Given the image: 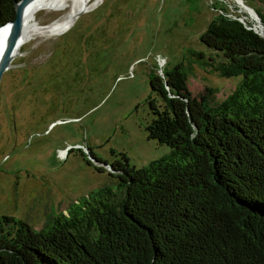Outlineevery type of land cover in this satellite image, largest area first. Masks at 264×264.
<instances>
[{
	"label": "trees",
	"instance_id": "16d2710c",
	"mask_svg": "<svg viewBox=\"0 0 264 264\" xmlns=\"http://www.w3.org/2000/svg\"><path fill=\"white\" fill-rule=\"evenodd\" d=\"M13 17V0H0V24ZM254 25L218 13L198 36L219 56H206L215 72L239 76L216 103L208 87L190 94L182 60L151 70L147 136L168 152L107 164L116 200L99 187L40 228L0 214V264H264V36Z\"/></svg>",
	"mask_w": 264,
	"mask_h": 264
},
{
	"label": "rangeland",
	"instance_id": "374dc122",
	"mask_svg": "<svg viewBox=\"0 0 264 264\" xmlns=\"http://www.w3.org/2000/svg\"><path fill=\"white\" fill-rule=\"evenodd\" d=\"M73 3L39 8L34 21H60ZM85 5L58 34L27 37L0 76V214L33 228L51 213L92 202L98 195L90 193L99 187L117 191L107 164L120 159V152L134 166L168 152V145L147 136L151 70L160 73L162 66L182 60L190 94L208 87L211 103L235 87L239 76L215 72L206 56H219L198 38L210 18L237 16L264 31L256 11H264V0H87Z\"/></svg>",
	"mask_w": 264,
	"mask_h": 264
},
{
	"label": "bare ground",
	"instance_id": "6f19581e",
	"mask_svg": "<svg viewBox=\"0 0 264 264\" xmlns=\"http://www.w3.org/2000/svg\"><path fill=\"white\" fill-rule=\"evenodd\" d=\"M86 1L87 0H74V3H73L74 5L66 17H64L60 21H55V22L49 23L48 25H38L37 24L38 22L36 23L34 21L35 11L39 8L52 7V9H53L54 6H56V7L62 6V3H64V0H30V1H28L27 4L25 5L24 11H23L22 33H21L20 41L18 42V45H17V49L20 46V44L27 37H29L32 33H35V32H48V33L49 32H52V33L55 32L56 33V32H60L61 30H63L69 24L70 20L73 18L76 11H78L79 9H83V8L85 9ZM5 30H6V26L0 27V53H1V50L3 47V39H4ZM56 34H58V33H56ZM21 47H22V45H21Z\"/></svg>",
	"mask_w": 264,
	"mask_h": 264
},
{
	"label": "water",
	"instance_id": "95a60500",
	"mask_svg": "<svg viewBox=\"0 0 264 264\" xmlns=\"http://www.w3.org/2000/svg\"><path fill=\"white\" fill-rule=\"evenodd\" d=\"M30 0H13L14 17L0 24V27L6 26L3 39V47L0 53V76L2 72L9 67L10 62L14 54L17 52V45L21 38L22 33V18L25 5ZM247 12L252 13L253 9L244 5ZM254 12V11H253ZM255 21H258L257 15L254 13ZM261 26L260 23L256 24ZM255 29H257L254 26ZM259 33L264 36V31ZM109 168V167H108Z\"/></svg>",
	"mask_w": 264,
	"mask_h": 264
},
{
	"label": "built area",
	"instance_id": "2783aa9c",
	"mask_svg": "<svg viewBox=\"0 0 264 264\" xmlns=\"http://www.w3.org/2000/svg\"><path fill=\"white\" fill-rule=\"evenodd\" d=\"M239 19H241V18H239Z\"/></svg>",
	"mask_w": 264,
	"mask_h": 264
},
{
	"label": "flooded vegetation",
	"instance_id": "af4514ba",
	"mask_svg": "<svg viewBox=\"0 0 264 264\" xmlns=\"http://www.w3.org/2000/svg\"><path fill=\"white\" fill-rule=\"evenodd\" d=\"M108 167V166H107Z\"/></svg>",
	"mask_w": 264,
	"mask_h": 264
}]
</instances>
